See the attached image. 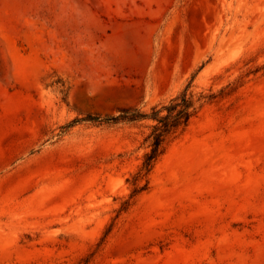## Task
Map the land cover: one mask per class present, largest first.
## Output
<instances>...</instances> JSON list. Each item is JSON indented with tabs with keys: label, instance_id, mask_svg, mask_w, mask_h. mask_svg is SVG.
Wrapping results in <instances>:
<instances>
[{
	"label": "rangeland",
	"instance_id": "rangeland-1",
	"mask_svg": "<svg viewBox=\"0 0 264 264\" xmlns=\"http://www.w3.org/2000/svg\"><path fill=\"white\" fill-rule=\"evenodd\" d=\"M190 81L118 213L148 128L88 117ZM0 264H264V0H0Z\"/></svg>",
	"mask_w": 264,
	"mask_h": 264
},
{
	"label": "trees",
	"instance_id": "trees-1",
	"mask_svg": "<svg viewBox=\"0 0 264 264\" xmlns=\"http://www.w3.org/2000/svg\"><path fill=\"white\" fill-rule=\"evenodd\" d=\"M191 81L185 88L164 102L153 105L149 111L140 108L121 110L117 115L90 116L87 120L105 122L107 124L140 123L148 128L143 138L145 152L138 169L131 174L127 182L131 184L129 198L121 204L119 212H126L137 197L149 189L150 175L169 145L179 138L189 127L192 120L199 114L205 103L213 101L218 94L199 93L190 90ZM232 87L230 91L234 90ZM79 119L73 120L78 122Z\"/></svg>",
	"mask_w": 264,
	"mask_h": 264
}]
</instances>
